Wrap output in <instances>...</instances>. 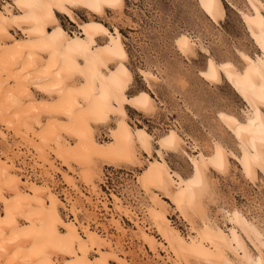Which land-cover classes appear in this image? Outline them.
Instances as JSON below:
<instances>
[{"label": "bare ground", "instance_id": "6f19581e", "mask_svg": "<svg viewBox=\"0 0 264 264\" xmlns=\"http://www.w3.org/2000/svg\"><path fill=\"white\" fill-rule=\"evenodd\" d=\"M248 3L251 9L242 14L259 53L252 57L239 51L242 70L232 61L222 68L212 58L202 73L215 84L225 77L247 104L244 120L230 113L221 116L235 134L241 154L227 151L219 142L211 156L195 149L197 155H189L192 173L184 176L164 156L182 148L178 130L155 139L145 127L130 122L127 107L146 114L154 110L155 98L146 90L128 95L133 75L126 64L122 35L116 26L109 29L99 20L108 10L122 11L125 0L4 1L0 9V140L7 141L10 131L22 144L17 143L16 150L10 146L11 150L3 151L0 146V264H107L108 256L125 264L122 249L128 229L122 216L135 228L130 239L146 244L164 262L264 264L263 232L242 212L228 213L231 227L226 231L205 210L211 191L208 171L225 172L230 154L248 179L254 180L259 169L264 171V4L261 0ZM201 8L215 22L225 16L222 0H201ZM79 9H85L89 18L78 20ZM58 13L77 30L64 28ZM194 46L189 35L179 42L186 55ZM140 74L146 82L157 78L146 69ZM98 125L107 126L106 140L96 136ZM22 145L30 152L39 177L26 174L30 162L24 167L17 161L14 153H25ZM52 158L72 172L62 174L67 186L64 201L53 189ZM101 165L139 167L133 185L143 197V217L130 214L115 193L109 194L108 202L98 201L109 217L107 224L81 216L75 195L86 205L99 206L78 189L76 181L97 191L98 181L104 182ZM168 207L188 225L187 233L173 225ZM61 208L68 212L65 217ZM152 229L161 240L151 235Z\"/></svg>", "mask_w": 264, "mask_h": 264}, {"label": "rangeland", "instance_id": "374dc122", "mask_svg": "<svg viewBox=\"0 0 264 264\" xmlns=\"http://www.w3.org/2000/svg\"><path fill=\"white\" fill-rule=\"evenodd\" d=\"M4 1L0 0V9ZM222 1L225 16L218 22L202 10L201 0H125L122 11L108 10L99 18L109 29L116 26L122 35L128 54L126 64L133 75L128 94L134 95L141 90H146L155 98L154 110L146 114L127 107L132 126L145 127L155 139L167 134L171 129H177L184 140L182 148L178 151L165 152L164 156L169 166L184 176L192 173L189 155H197L195 149L202 151L206 156H211L215 142H219L227 151H232L237 156L241 154L235 134L221 121V116L230 113L244 120L247 104L225 77L221 83L215 84L206 80L202 73L206 71L212 58L222 68L232 61L242 70L244 64L239 55L240 52L244 51L254 57L259 51L242 14L251 9L248 0ZM261 2L264 4V0ZM76 14L78 20L89 18L85 9L77 10ZM57 15L64 28L69 31L77 30L76 25L66 16L59 13ZM184 35H189L195 41L193 52L187 55L179 49V42ZM144 69L155 74L157 78L146 82L140 74V70ZM8 134H10L8 140H0V146L3 151L11 150V147L16 150V146L22 142L17 135H13V132L8 131ZM96 136L99 140H106L107 126L98 125ZM17 139L18 141H15ZM7 144H10L9 147ZM21 147L25 152L26 147L24 145ZM25 153L15 152L14 154L17 161L24 167L30 162L31 165L27 164L26 174H35L36 176H33L39 177L40 173L38 170H33L32 161L29 160L30 152L27 151L26 155ZM25 156L27 158H24ZM52 164L55 181L53 189L64 201L63 192L67 186L62 177L65 174L72 175V172L55 159ZM138 171L139 167L134 166L118 168L101 165L104 182L98 181L99 185L95 188L97 191H92L91 187L82 185V182L77 180L78 189L89 195L100 209L86 205L83 198L75 195L71 190L70 192L77 200L76 203H79L77 206L81 210V216L96 218V221L102 220L104 224H107L109 217L98 201L108 202L109 194L115 193L121 198L123 208L126 207L130 214L133 212L143 217L141 204L143 197L141 193L138 194L133 185L134 175ZM106 174L112 176L109 175L106 178ZM208 178H210L211 191L205 198L207 215L227 231L231 227L228 213L240 211L263 232L264 236V171L259 169L254 180L248 179L242 173L237 158L230 154L226 171L220 173L210 170ZM108 181L115 185L111 186L109 191L106 188L109 186L106 184ZM2 208L0 203V211ZM66 213H68L67 210L61 208V214L64 217ZM168 213L169 219L178 230L182 233L188 231V225L170 207H168ZM120 220L128 229L126 241H123L125 249H122L127 255L125 264H170L157 259L149 251L148 246L137 238L130 239L135 228L126 217L122 216ZM102 221L100 223H103ZM109 232L113 231L110 229ZM151 235L161 240L155 229H152ZM242 236L252 249L251 251L257 253L250 240L243 233ZM160 254L165 257L164 252ZM107 261V264H117L111 256L107 257Z\"/></svg>", "mask_w": 264, "mask_h": 264}, {"label": "built area", "instance_id": "2783aa9c", "mask_svg": "<svg viewBox=\"0 0 264 264\" xmlns=\"http://www.w3.org/2000/svg\"><path fill=\"white\" fill-rule=\"evenodd\" d=\"M112 174H113V173H112ZM109 175H111V174H106V176H109ZM111 176H112V175H111ZM111 176H110V177H111ZM106 184H109V186H108L109 188L106 187L105 184H104V187H106L108 191L110 190L111 186H115V185H112V183H109V181L106 182Z\"/></svg>", "mask_w": 264, "mask_h": 264}, {"label": "crops", "instance_id": "0c3cea01", "mask_svg": "<svg viewBox=\"0 0 264 264\" xmlns=\"http://www.w3.org/2000/svg\"><path fill=\"white\" fill-rule=\"evenodd\" d=\"M100 41L102 42V40L99 39V42H100ZM132 81H133V80H132ZM128 95H129V94H128Z\"/></svg>", "mask_w": 264, "mask_h": 264}]
</instances>
